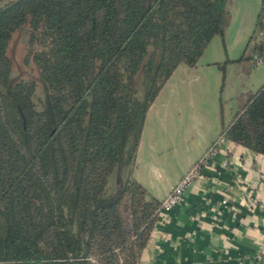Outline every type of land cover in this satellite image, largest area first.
<instances>
[{"label": "trees", "instance_id": "16d2710c", "mask_svg": "<svg viewBox=\"0 0 264 264\" xmlns=\"http://www.w3.org/2000/svg\"><path fill=\"white\" fill-rule=\"evenodd\" d=\"M228 16L227 0L0 6V264H117L118 249L136 264L161 201L130 178L108 192V177L133 166L149 105L180 63L194 66L223 35ZM256 26L264 30L260 16ZM18 31L41 85L13 75ZM221 119L225 139L264 156V83ZM126 191L146 202L130 238L118 208Z\"/></svg>", "mask_w": 264, "mask_h": 264}, {"label": "crops", "instance_id": "0c3cea01", "mask_svg": "<svg viewBox=\"0 0 264 264\" xmlns=\"http://www.w3.org/2000/svg\"><path fill=\"white\" fill-rule=\"evenodd\" d=\"M204 53L192 67L180 63L147 109L128 168V178L145 190L147 199L161 201L221 136L223 103L214 98L216 88L212 92L206 80L194 84L191 78L199 66L216 64L204 61ZM204 90L211 109L201 114ZM263 232L264 156L225 139L167 219L155 221L136 264H257Z\"/></svg>", "mask_w": 264, "mask_h": 264}, {"label": "rangeland", "instance_id": "374dc122", "mask_svg": "<svg viewBox=\"0 0 264 264\" xmlns=\"http://www.w3.org/2000/svg\"><path fill=\"white\" fill-rule=\"evenodd\" d=\"M11 0H0V6ZM229 18L223 35H215L209 44L208 50L204 53L203 60L217 61L212 66H199L196 70L192 82L199 84L207 81L211 87L216 88L214 98H218L223 103V118L228 122L234 112L237 110L241 100L248 96L250 91H254L264 83V47L257 51L260 53L261 62L254 64L252 44L264 43V30L256 26L258 16L261 23H264V14L262 12V0H228ZM251 37V42L249 39ZM206 47V48H207ZM206 50V49H205ZM204 50V51H205ZM9 57L13 69V75L16 77L35 79L39 85V75L37 70H33L25 62L26 55V36L23 31L13 34L9 45ZM257 54V53H256ZM196 76V78H195ZM203 83V82H202ZM213 92V90H212ZM206 105L202 104V113H207L211 108L207 90L203 91ZM187 100V96L184 95ZM234 99L235 103L230 104ZM220 114V112H219ZM128 167L124 168L120 176L113 170L108 177L105 186L108 192L116 190L120 183L128 180ZM130 183V182H129ZM145 200H141L137 192H125L118 201V208L123 220L124 229L128 231L127 237H132L137 224L143 225L141 216L145 212ZM97 254V252H95ZM127 249H118L115 252L117 264H127L131 256ZM105 259L93 257L92 264H107Z\"/></svg>", "mask_w": 264, "mask_h": 264}, {"label": "built area", "instance_id": "2783aa9c", "mask_svg": "<svg viewBox=\"0 0 264 264\" xmlns=\"http://www.w3.org/2000/svg\"><path fill=\"white\" fill-rule=\"evenodd\" d=\"M263 14H264V2ZM253 59L256 63L261 61L260 53L253 55ZM225 141L224 136H219L216 142L206 149L203 155L195 161L182 175L179 181L170 189L168 194L161 200L160 207L157 213V219L165 221L168 217L169 211L177 206L182 200L184 194L190 189L193 183L201 176L202 170L205 169L212 161L213 156L216 154L219 147ZM225 164V162L223 163ZM222 204H226V200L222 201ZM255 260L257 264H264V232L262 240L255 253Z\"/></svg>", "mask_w": 264, "mask_h": 264}]
</instances>
